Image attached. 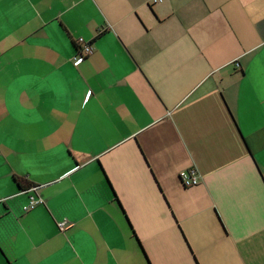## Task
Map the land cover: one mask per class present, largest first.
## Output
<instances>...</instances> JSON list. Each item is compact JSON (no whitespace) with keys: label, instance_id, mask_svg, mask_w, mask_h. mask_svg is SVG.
I'll use <instances>...</instances> for the list:
<instances>
[{"label":"crops","instance_id":"1","mask_svg":"<svg viewBox=\"0 0 264 264\" xmlns=\"http://www.w3.org/2000/svg\"><path fill=\"white\" fill-rule=\"evenodd\" d=\"M153 1L0 0V264H264V0Z\"/></svg>","mask_w":264,"mask_h":264},{"label":"built area","instance_id":"2","mask_svg":"<svg viewBox=\"0 0 264 264\" xmlns=\"http://www.w3.org/2000/svg\"><path fill=\"white\" fill-rule=\"evenodd\" d=\"M160 1L161 0H154L153 2L156 3ZM75 43L76 46L78 47V50L75 58L73 59L74 62H80L92 53L91 47H89L88 44L84 43L83 40L79 39ZM178 179L184 188H192L199 184V178L197 172L193 168H189L187 170H183L179 172ZM40 203L41 201L38 198L31 196L29 197L28 204L23 207V211L27 212L29 210H32L34 209L35 206H37ZM58 228L61 231H63L65 229V224L64 223L58 224Z\"/></svg>","mask_w":264,"mask_h":264},{"label":"trees","instance_id":"3","mask_svg":"<svg viewBox=\"0 0 264 264\" xmlns=\"http://www.w3.org/2000/svg\"><path fill=\"white\" fill-rule=\"evenodd\" d=\"M75 45V44H74ZM88 46L90 47V44H88ZM75 49H76V51L78 50V47L75 45ZM15 181H17V180H15ZM19 182V184L20 183H22L21 181H18ZM17 182V183H18ZM20 187V186H19ZM24 188H27V187H30L29 185H26V186H23ZM22 187V188H23ZM20 190H21V188H19ZM27 189H29V188H27ZM114 198H115V196H114ZM116 199V198H115ZM132 235H133V237L136 239V237H135V235H134V233L132 232Z\"/></svg>","mask_w":264,"mask_h":264}]
</instances>
